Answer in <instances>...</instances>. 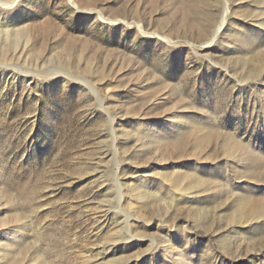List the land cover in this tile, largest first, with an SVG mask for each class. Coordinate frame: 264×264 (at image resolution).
<instances>
[{
	"label": "rangeland",
	"instance_id": "rangeland-1",
	"mask_svg": "<svg viewBox=\"0 0 264 264\" xmlns=\"http://www.w3.org/2000/svg\"><path fill=\"white\" fill-rule=\"evenodd\" d=\"M0 264H264V0H0Z\"/></svg>",
	"mask_w": 264,
	"mask_h": 264
},
{
	"label": "bare ground",
	"instance_id": "bare-ground-1",
	"mask_svg": "<svg viewBox=\"0 0 264 264\" xmlns=\"http://www.w3.org/2000/svg\"><path fill=\"white\" fill-rule=\"evenodd\" d=\"M129 217V216H128Z\"/></svg>",
	"mask_w": 264,
	"mask_h": 264
}]
</instances>
